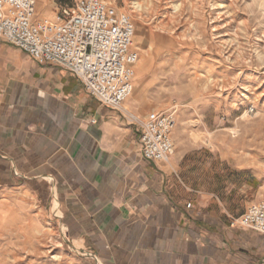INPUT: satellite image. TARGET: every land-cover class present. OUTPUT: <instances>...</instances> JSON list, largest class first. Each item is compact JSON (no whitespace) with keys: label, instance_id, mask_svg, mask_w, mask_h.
Listing matches in <instances>:
<instances>
[{"label":"crops","instance_id":"obj_1","mask_svg":"<svg viewBox=\"0 0 264 264\" xmlns=\"http://www.w3.org/2000/svg\"><path fill=\"white\" fill-rule=\"evenodd\" d=\"M136 104L103 106L0 39V234L55 230L88 264H264V235L240 224L264 201V162L183 124L170 161H148Z\"/></svg>","mask_w":264,"mask_h":264},{"label":"rangeland","instance_id":"obj_2","mask_svg":"<svg viewBox=\"0 0 264 264\" xmlns=\"http://www.w3.org/2000/svg\"><path fill=\"white\" fill-rule=\"evenodd\" d=\"M78 1L38 0L37 19ZM104 1L135 28L134 115L174 114L194 141L229 140L236 156L264 162V0ZM0 264L88 262L51 229L29 241L0 234Z\"/></svg>","mask_w":264,"mask_h":264},{"label":"built area","instance_id":"obj_3","mask_svg":"<svg viewBox=\"0 0 264 264\" xmlns=\"http://www.w3.org/2000/svg\"><path fill=\"white\" fill-rule=\"evenodd\" d=\"M37 2L0 0V39L34 61L68 70L101 105L119 109L133 94L139 61L129 16L104 0H79L55 20L37 21ZM139 123L143 158L169 162L176 151L174 114L153 112ZM240 224L264 235V201L251 205Z\"/></svg>","mask_w":264,"mask_h":264},{"label":"bare ground","instance_id":"obj_4","mask_svg":"<svg viewBox=\"0 0 264 264\" xmlns=\"http://www.w3.org/2000/svg\"><path fill=\"white\" fill-rule=\"evenodd\" d=\"M45 2H46V1H45ZM137 63H138V62H137ZM128 99H129V98H128ZM128 99H127V100H128ZM127 100H126V101H127ZM126 101L124 102V104L126 103Z\"/></svg>","mask_w":264,"mask_h":264}]
</instances>
